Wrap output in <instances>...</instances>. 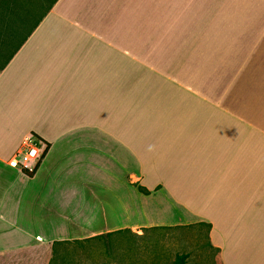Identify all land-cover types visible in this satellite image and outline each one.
<instances>
[{"label": "crops", "instance_id": "crops-1", "mask_svg": "<svg viewBox=\"0 0 264 264\" xmlns=\"http://www.w3.org/2000/svg\"><path fill=\"white\" fill-rule=\"evenodd\" d=\"M208 1L54 6L0 75V257L207 223L219 264H264V105L233 67L255 50L192 20ZM30 135L48 146L34 177L12 162Z\"/></svg>", "mask_w": 264, "mask_h": 264}, {"label": "rangeland", "instance_id": "rangeland-1", "mask_svg": "<svg viewBox=\"0 0 264 264\" xmlns=\"http://www.w3.org/2000/svg\"><path fill=\"white\" fill-rule=\"evenodd\" d=\"M218 1L221 0H209L207 4L194 5L192 20L200 21L203 17V23L209 25L210 29L217 30L215 32L219 37L221 36L219 32L223 27L234 35L238 33V37L234 39L241 57L245 43L255 50L251 53V64L244 63L243 59L241 63L237 61L233 66L234 72L238 71L240 74L237 77L238 82L240 81L238 83L240 89L235 92L239 93L242 98H248L252 91L255 94L252 96L254 103H257L258 109L260 106L262 108L264 105V20L260 17L264 15L256 11L259 6L253 5V12L246 11L244 16H240L238 13H241V8L244 10L242 6L223 5ZM50 2L51 0H20L22 7L16 5L14 1L11 2L10 7L2 5L0 68L30 29L31 22L29 24L27 21L22 24L21 21L22 18H27V9L34 8V6L40 8L37 13H33L35 19L48 7ZM15 8L18 10L16 13L13 11ZM201 12L202 17L198 14ZM228 12L234 14L228 15ZM250 13L253 15L248 18ZM229 55L237 57V49ZM245 73H249V76L244 77ZM227 74V71L224 72L225 76ZM256 87L257 92L255 93ZM225 88L228 90L229 87L226 85ZM152 215L163 218V221L175 220L174 214L167 211L147 214L150 218ZM192 225L166 229L138 228L133 232L125 231L104 235V237L89 242L56 246L54 252L46 246L35 245L6 252L0 257V264H219L218 252L210 245L208 229Z\"/></svg>", "mask_w": 264, "mask_h": 264}, {"label": "trees", "instance_id": "trees-1", "mask_svg": "<svg viewBox=\"0 0 264 264\" xmlns=\"http://www.w3.org/2000/svg\"><path fill=\"white\" fill-rule=\"evenodd\" d=\"M16 5H19V7H22V4L20 3V0H0V8L3 7L4 5H8L10 7L11 2H13ZM60 0H51V2L49 3L48 7L39 14V16L37 18L34 19V14L38 12V10H40V8H35L36 6L30 7L27 9V18H22V24L26 23L28 21V23L30 24L31 22V26L30 29L28 30V32L23 36L22 40L20 41V43L18 44V46L16 47V49H14L10 55L7 58V61L5 62V64L0 68V75L2 74V72L6 69V67L9 65V63L15 58V56L18 54V52L20 51V49L25 45V43L28 41V39L34 34V32L39 28V26L41 25L42 21L47 17V15L52 11V9L54 8V6L59 2ZM3 5V6H2ZM2 11V8L0 9V12ZM14 13H16L18 10L17 8L13 9ZM34 13V14H33ZM0 16H2V14H0ZM21 16V15H20ZM26 174H28L30 177H34L36 172H27L24 171ZM138 189L141 193L145 194V195H151V192L142 187V186H138ZM194 227H206L208 229V232L211 230L212 225L211 224H207V223H199V224H195L192 225ZM60 244H69V242H64V243H60ZM59 245V243H58ZM55 247V246H54ZM55 251V248H54ZM182 259V258H181ZM181 259L179 260V262L181 261ZM183 262V260H182Z\"/></svg>", "mask_w": 264, "mask_h": 264}, {"label": "built area", "instance_id": "built-area-1", "mask_svg": "<svg viewBox=\"0 0 264 264\" xmlns=\"http://www.w3.org/2000/svg\"><path fill=\"white\" fill-rule=\"evenodd\" d=\"M48 146L34 135H30L13 157V164L23 171L36 172L41 165Z\"/></svg>", "mask_w": 264, "mask_h": 264}]
</instances>
